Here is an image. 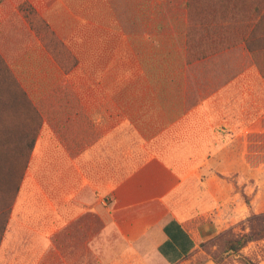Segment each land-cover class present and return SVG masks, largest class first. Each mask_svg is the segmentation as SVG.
Listing matches in <instances>:
<instances>
[{
  "label": "crops",
  "instance_id": "1",
  "mask_svg": "<svg viewBox=\"0 0 264 264\" xmlns=\"http://www.w3.org/2000/svg\"><path fill=\"white\" fill-rule=\"evenodd\" d=\"M0 54L42 117L0 264H186L190 176L260 168L264 0H0Z\"/></svg>",
  "mask_w": 264,
  "mask_h": 264
},
{
  "label": "rangeland",
  "instance_id": "2",
  "mask_svg": "<svg viewBox=\"0 0 264 264\" xmlns=\"http://www.w3.org/2000/svg\"><path fill=\"white\" fill-rule=\"evenodd\" d=\"M152 6L154 8V3ZM35 24L40 29L39 34L49 39L38 20ZM62 55V66L71 69L73 61L67 54ZM2 89L0 86V96L9 102L12 95ZM6 113L5 117L0 110V230L17 194L15 191L27 163L30 142L22 139L17 118L8 111ZM230 145L228 163L239 157L241 149L239 144ZM254 149L259 150V157L255 156L253 161L260 165L254 173L250 168L240 170L238 163L231 166V172H226L219 160L215 167L204 168L199 175L190 176L191 185H196L203 201L197 206L195 219L190 222L198 233L199 242L186 264H243L241 255L249 257L255 264H264V237L248 242L238 253L226 249L228 242L264 227V135L260 136ZM244 160L247 161L246 154Z\"/></svg>",
  "mask_w": 264,
  "mask_h": 264
},
{
  "label": "trees",
  "instance_id": "3",
  "mask_svg": "<svg viewBox=\"0 0 264 264\" xmlns=\"http://www.w3.org/2000/svg\"><path fill=\"white\" fill-rule=\"evenodd\" d=\"M24 9L29 10L28 15L29 19H32L33 26L36 29L37 33H40V29L36 26V20L39 21V24L44 27L45 31H47V34L50 36L49 39L43 37L44 42L47 46V48L52 52V54L55 56V58L63 64V61L61 60L62 54L70 55V52L66 49L65 45L61 40L57 38V36L54 34L53 31H51L48 24L43 21L36 11L31 8V6H23ZM71 56V55H70ZM72 65H75V60L72 58ZM64 65V64H63ZM65 67V66H64ZM66 68V67H65ZM67 69V68H66ZM0 86L3 88L2 92H6L10 95H12L9 102H5L3 100V95L0 96V110L4 113V116L6 117L7 113L6 111L11 113V116L13 115V118H17L16 125L21 130L20 135L22 136V139H29L30 142L28 144V151H27V163L30 157V154L35 146V142L39 133V130L42 125V117L39 113V111L35 108L33 102L29 98L27 92L23 89V87L20 85L19 81L17 80L16 76L10 69L7 62L4 60L2 55L0 54ZM12 118V120H13ZM18 151V150H17ZM27 163L25 165V169L27 167ZM25 169L22 172L20 181L18 183V186L16 188V191H18L19 185L22 181ZM15 191V194L17 193ZM14 194V196H15ZM13 196V197H14ZM9 214V213H8ZM7 216L5 217L3 221V227L0 230V237L3 232L4 224L7 219ZM261 237H264V227L261 229L253 230L249 233L243 234L239 238L232 240L227 243V251H232L234 253H238L242 247H244L248 242L257 240ZM241 262L243 264H255L249 257L241 255L240 258Z\"/></svg>",
  "mask_w": 264,
  "mask_h": 264
}]
</instances>
